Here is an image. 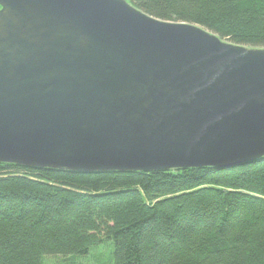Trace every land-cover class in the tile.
Listing matches in <instances>:
<instances>
[{
	"label": "water",
	"instance_id": "1",
	"mask_svg": "<svg viewBox=\"0 0 264 264\" xmlns=\"http://www.w3.org/2000/svg\"><path fill=\"white\" fill-rule=\"evenodd\" d=\"M264 156V47L129 0H0V163L78 173Z\"/></svg>",
	"mask_w": 264,
	"mask_h": 264
},
{
	"label": "trees",
	"instance_id": "2",
	"mask_svg": "<svg viewBox=\"0 0 264 264\" xmlns=\"http://www.w3.org/2000/svg\"><path fill=\"white\" fill-rule=\"evenodd\" d=\"M129 1L264 47V0ZM110 242L114 264H264V156L151 172L0 163V264H44V256L87 255Z\"/></svg>",
	"mask_w": 264,
	"mask_h": 264
},
{
	"label": "rangeland",
	"instance_id": "3",
	"mask_svg": "<svg viewBox=\"0 0 264 264\" xmlns=\"http://www.w3.org/2000/svg\"><path fill=\"white\" fill-rule=\"evenodd\" d=\"M113 246L103 243L93 247L89 254L73 257L44 256V264H114ZM68 258V259H67Z\"/></svg>",
	"mask_w": 264,
	"mask_h": 264
}]
</instances>
